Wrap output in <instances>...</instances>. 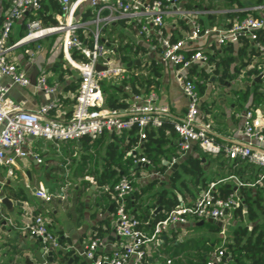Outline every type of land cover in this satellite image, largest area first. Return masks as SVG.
I'll list each match as a JSON object with an SVG mask.
<instances>
[{"label": "crops", "instance_id": "1", "mask_svg": "<svg viewBox=\"0 0 264 264\" xmlns=\"http://www.w3.org/2000/svg\"><path fill=\"white\" fill-rule=\"evenodd\" d=\"M243 1L246 3L245 9L258 5L252 0ZM223 4L224 0H221L218 9L212 12L225 14L228 11L241 9L238 5L224 8ZM196 12H200L198 15L201 17L207 14L202 10H196ZM257 13L260 14V12ZM89 14L92 15V18L94 17L89 1L79 2L75 9L76 19L89 21L92 19L88 17ZM103 15L108 16L109 12L104 11ZM113 15V20L104 21L102 24V38L109 47V59L113 65L126 68L131 67L134 63L145 66L147 61L157 60L159 73L155 74H157L156 78L159 84L153 89L158 94L156 101L158 106H166L169 109L165 123L173 124L181 121L189 106V98L181 87L179 76L188 72L195 80L203 82L202 78L206 73L208 79L205 81V90L201 96V118L211 123L218 139L222 142L244 139L243 116L245 111L254 104L255 86L258 85V91L264 94V53L255 47L251 39L245 55L238 53L239 49L244 46L240 40L220 45L217 42L216 34L200 39L195 43L200 45L203 51L210 50L211 46L215 44L218 50L217 61L232 58L229 66L225 67L224 64H221L215 71L214 64L199 61L189 69H181L178 65L160 60L158 50L152 48L140 36L138 25L133 18ZM171 17L165 18V26L169 32L172 31L176 35L179 32L185 33L181 32L182 28H176V20ZM224 23L227 24V21ZM93 28L94 25L90 24L85 35L90 34L89 30ZM25 30L22 21H18L14 26L11 38L19 40ZM62 41V35L56 33L18 46L9 53L10 58L17 62L31 80L35 81L38 76L45 74L49 83L56 84L58 87L56 96L37 90L32 85L27 87L15 85L8 91L7 98L20 104L23 108L31 110H37L55 97L74 98L75 94L67 90V87L80 79L79 72L68 62ZM232 44L234 50L231 51L228 48ZM127 45L133 47L130 52H127L130 56L138 48L141 51L139 56L130 61L133 63L131 66L128 65L130 62L124 65L120 60L119 48ZM138 60L140 63H137ZM253 70H258V73H251ZM136 71H141V68H136ZM260 75L262 78L256 80ZM113 80L118 82L117 77ZM9 82L8 77L3 79V83L6 85ZM247 90H250L249 100L241 102L237 92ZM254 109L264 117V98H259L255 102ZM72 110L73 104L61 101L60 106L52 111L51 116L64 120L71 116ZM111 134L105 133L94 141H69L60 144L28 137L24 147L35 152L42 161L39 162L34 156H27L17 158L16 164L11 167L0 165V194L4 192L13 202L12 206L8 207L3 204L0 196V264H41L37 254L41 249L42 242L39 238L31 236L26 230L28 224L37 214L46 218L50 230L58 236L61 244V248L57 250L46 248L43 254V258L46 260L45 264H81L83 261L88 264H96L94 260L87 258L84 252L89 241L100 231L103 233V237H101L103 247L97 255L108 256L120 246L123 239L117 234L114 198L101 188L97 179V175L105 169L108 163V145L113 142ZM166 135L167 142L162 147L165 154L161 156L160 162L155 165L138 164L140 169V175L136 179L138 187H134L132 192L133 194L136 189L140 190L142 187L152 184V188L137 202L143 208H150L152 218H154V210L162 205V196L159 195L162 190L168 189L175 192L182 203L191 204L202 188L201 182L196 183L193 177L183 175L181 180L185 181L187 187H181L180 180L176 182L178 190L173 189L174 182L171 176L175 170H180L182 160L190 154H197L194 150L197 144H193L189 150L182 152V160L179 158L177 161L173 158V154L175 147L177 149L180 143V136L179 134L173 136L169 131ZM115 142L120 146V149L127 144L119 139H116ZM135 152H143L142 144ZM170 158L172 161L175 159L178 164L175 169H173V165L170 166L172 162L169 160ZM202 161L206 168L205 176L210 184L216 183L218 186L223 182H232L235 185V190H239V192L238 182L233 176L241 180L242 178H254L259 173L257 168L255 170L243 169L241 174L232 172L230 159L226 165H221L219 161H216L215 156L210 154H207V157H202ZM163 166L167 168L162 172L159 168ZM10 169L13 170V175L9 174ZM229 171L231 174L228 176ZM225 175L227 176L223 178ZM86 176L94 177L98 183L94 184L88 181ZM41 186L53 195L52 200L46 201L37 196L36 191ZM257 190L250 188L253 196L256 195L255 191ZM132 194L130 196L133 200L134 195ZM158 201H160L159 204ZM132 210L140 212L137 207H132ZM228 213L221 220L222 226L212 222L222 227L221 233L212 231L207 226V223H211L208 220L201 224V221L191 219L188 224L173 225L164 233L159 245L148 244L146 246L149 258V261L146 260V264H168V259L173 260L172 264H196L202 258H207L217 240L222 238L223 243L231 239L233 231L237 227H233L234 221L239 220V225L241 224V217L235 214V209ZM243 218V220L249 221L246 208ZM263 218L264 215H260V219ZM247 225L252 227L249 223ZM51 251L53 252V262H50L49 252ZM58 251L61 252L56 254Z\"/></svg>", "mask_w": 264, "mask_h": 264}, {"label": "built area", "instance_id": "2", "mask_svg": "<svg viewBox=\"0 0 264 264\" xmlns=\"http://www.w3.org/2000/svg\"><path fill=\"white\" fill-rule=\"evenodd\" d=\"M62 6V13L56 16L58 24L45 26L39 19H31L26 22L25 34L15 42L10 38L15 24L23 21L30 12H35L42 6V0H12L10 7L3 12L0 0V124L4 127L0 133V165L13 166L17 158L34 156L42 161L31 149H26L24 144L28 137L43 139L45 141L60 144L69 141H81L89 138L94 141L105 133L123 134L134 128L137 129L140 141L133 147L129 154L136 155V149L140 148L147 138L150 130L162 126L166 121L169 109L166 106H158V94L156 90L149 93L133 94L129 104L124 109H111L106 106L105 95L100 80L118 78V81L127 77L128 69L125 66L113 65L109 59V47L102 38L103 22L113 20V14L122 18H133L138 25L139 34L144 41L158 50L154 44V38L160 39V60L171 62L189 69L195 62H208L209 56L201 49L191 55L187 54V45L200 39L208 38L216 34L220 45L227 42H236L242 36H247L253 41L255 47L264 53V40L259 38V30L264 29V5L258 4L247 8L260 12V17L248 16L242 22H237L233 27L220 26L207 27L205 29L196 21V10H187L182 5V0H87L92 7L94 17L91 20H77L75 9L83 0H58ZM109 12L108 16L103 15ZM204 13L212 12L202 10ZM187 18L192 30L184 38L172 41L170 35H164L165 18ZM90 34H86L89 25ZM60 33L62 44L68 62L78 70L80 86L75 96V103L71 116L59 120L51 116L52 111L61 104V98L55 97L37 110L26 109L7 98V93L12 86H34L37 90L56 96L58 87L51 84L45 74L37 77L35 81L19 67L17 62L10 58V51L14 48L29 44L48 35ZM77 52L82 58L73 57ZM105 66L98 71L97 66ZM8 77L9 84H4L3 79ZM195 79L188 72L179 76L181 87L189 98V106L184 118L174 122V128L180 136L179 146L182 151L189 150L193 144H197L203 152L210 155L224 153L232 160L240 159L256 165L260 172L252 182H244L233 176L239 186L264 187V117L256 109H247L244 113V139L233 142H222L218 139L213 126L204 118H201V96L199 95ZM176 163L174 159L170 166ZM136 164H152L146 156L136 159ZM9 174L13 175L12 169ZM138 172L132 169L131 175L137 176ZM86 179L94 184V177L86 176ZM237 187V188H238ZM109 192L115 202V214L117 218V234L123 239L120 246L112 254L104 257L97 255L103 247L101 237H93L87 244L84 252L87 258L94 260L96 264H146L148 257L146 246L148 244L159 245L164 233L177 224H188L191 219L195 221L222 220L227 213L244 204V198L238 190L224 199L215 195L216 183L202 189L191 204L181 203L170 211L167 216L154 224L150 232H144L139 228L140 220L128 208V197L134 191L132 180L129 176H122L113 185H101ZM38 197L50 201L53 195L45 187L36 191ZM27 232L37 237L45 244L46 248L57 250L61 248L58 236L49 228L46 218L37 214L26 227ZM224 250L215 252L206 264H220ZM168 259L167 263L172 264Z\"/></svg>", "mask_w": 264, "mask_h": 264}, {"label": "trees", "instance_id": "3", "mask_svg": "<svg viewBox=\"0 0 264 264\" xmlns=\"http://www.w3.org/2000/svg\"><path fill=\"white\" fill-rule=\"evenodd\" d=\"M221 0H182V5L187 10H209L213 11L218 9L220 6ZM256 4H262L264 0H252ZM12 0H2V11L5 12L11 5ZM238 5L241 9L237 11H228L225 14L217 13V12H208L205 16H196V21L202 26L203 29L207 27L213 26H221L224 28L233 27L237 22H242L245 18L250 15L255 17H260V15L248 9H245L246 3L243 0H224V4L222 7L229 8L231 6ZM62 13V6L58 0H42V6L40 9L35 12H30L25 16V19L22 21L23 26L26 29V22L31 19H39L45 26H52L58 24V20L56 18L57 14ZM89 18H92V15L89 14ZM3 18V17H2ZM2 18L0 19V26L2 24ZM176 20V28H182L179 34H174L172 31L169 32L167 27L163 28L164 35H170V39L172 41H176L178 39L184 38L192 30V25L187 18L184 17H171ZM166 21V20H165ZM227 21V24L224 23ZM25 34V33H24ZM22 33L21 37L24 36ZM260 40H264V29L259 30L258 32ZM11 42H15L16 40L10 38ZM240 41L244 43V46L239 49L238 53L240 55H245L247 53L248 46L250 45V38L247 36H242ZM154 44L158 45V51L161 50L159 47L160 39L155 36ZM233 44L229 46V50H234ZM132 46H124L119 48V52L121 54L120 60L125 65L128 62L133 61L134 57L140 55L141 51L139 48L132 52V56L128 55L127 52H130ZM187 54L191 55L199 50H201V46L197 43H189L187 45ZM146 51L145 49H143ZM218 50L215 44L211 46L210 50L204 51L209 56L208 64L215 65V71L218 70L219 65L224 64L225 67L229 66L232 58L226 60L216 59V54ZM75 58H82L77 52L72 53ZM157 60L147 61L145 66L133 64L131 67H128L127 77L119 80L118 82H114L113 79L104 78L100 80L102 90L105 95L106 106L111 109H124L128 106L129 101L133 94H143L149 93L154 90L153 87H156L159 83L156 78L155 73H159L158 68L159 65L156 64ZM144 67V69H142ZM136 68H141V71H136ZM226 73V71H225ZM251 73H258V70H253ZM208 79V75L205 73V76L202 78L203 82L199 80H194L197 86L199 95L202 96L205 90V81ZM80 86V79L72 82L67 90L73 92L76 96L78 89ZM259 90L258 85L255 86L254 89V104H252L249 109L255 107V102L259 100V98H264V94H262ZM239 95V100L241 102H247L250 96V90L247 91H239L237 92ZM75 96L73 99H64L62 98V102H69L71 104L75 103ZM170 132L171 135L176 136L178 133L176 132L174 125L170 123H164L162 126L152 129L148 133V138L142 143V153L129 154V152L135 147L139 141V134L137 129L134 128L129 132H124L121 135L116 133H112L111 138L112 141L108 145V163L106 164L105 169L97 175V179L100 185H113L119 181V179L126 175L129 176L132 180L133 186L138 187V182L136 181L137 177L140 175L138 164H136V159L141 156L148 157L152 164H157L161 160V156L164 153L162 147L167 142V132ZM116 139H119L121 142L125 141L127 144L120 149L119 145L115 142ZM85 142L90 141L89 138L83 139ZM178 145V148L175 147V152L173 158L182 160V150ZM194 150L197 152L196 155L190 154L188 155L182 162L180 163V170L177 169L174 171L171 176L174 185L173 189H177L176 182L180 181L183 175L193 177L196 183L201 182V189H207L210 183L206 178V168L205 164L202 161V157L206 156L207 153L203 152L202 149L195 145ZM177 151V152H176ZM209 155V154H208ZM224 153H220L215 156L216 161H219V164L226 165L230 158H225ZM169 160L172 161V158ZM180 160V161H181ZM231 169L232 172L241 174V170L250 169V170H259L260 169L247 161H243L240 159L232 160ZM159 168V167H158ZM167 167L163 166L159 168V170L164 171ZM135 169L138 174L137 176H132L131 171ZM229 171L228 176L231 174ZM227 175L223 176L225 178ZM258 177V173L254 178H242L241 180L244 182H252ZM181 187H187V184L184 180H181ZM152 188V184L142 187L140 190H135L132 194L134 195V199L132 200V196L128 197V208L132 213H134L138 219L140 220L139 228L144 232H150L159 220L165 218L167 214L175 209L182 202L178 199V196L175 192H171L168 189H164L159 192V195L162 196V205L164 206L163 211L158 213L154 218H152V213L150 208H143V206L138 205V199L142 197L145 193H147ZM250 188L247 186H239L240 194L244 198V204L241 207L235 209V214L241 217V220L244 221V210L247 209L248 219L251 222H255V224L250 227L249 225L240 224L238 225L232 234L231 239L222 243V238L215 242L213 249L210 252V255L207 258H202L200 262L196 264H206L215 252L220 249L224 250V255L222 262L220 264H264V218L260 221V215H264V187H256L258 189L256 195L253 196L250 192ZM200 189V191H201ZM199 191V193H200ZM235 185L232 182H223L220 183L215 188V195L221 198H228L231 194L235 193ZM239 191V190H238ZM132 207H137L140 212L132 210ZM258 210V211H257ZM152 221V223H150ZM207 226L214 232L221 233L222 227L217 224L207 223ZM94 237H103L102 231H100ZM58 251L56 254L60 253ZM57 256V255H56ZM148 258V257H147ZM146 260L149 261V258ZM81 264H88L86 261L81 262Z\"/></svg>", "mask_w": 264, "mask_h": 264}, {"label": "water", "instance_id": "4", "mask_svg": "<svg viewBox=\"0 0 264 264\" xmlns=\"http://www.w3.org/2000/svg\"><path fill=\"white\" fill-rule=\"evenodd\" d=\"M137 63H140V61L138 60ZM133 63L130 62L128 65L131 66ZM105 69V66H102V65H98L97 66V70L98 71H101V70H104ZM262 78V75H260L256 80H260ZM4 125L3 124H0V133L3 129ZM176 167H178V164L177 163H174L173 164V169H175ZM1 198H2V202L3 204H5L6 206L10 207L12 206V201L10 200L9 197L6 196V194L4 192H1L0 194ZM160 203V201H158V204ZM161 211H163V206L162 205H159L153 212V217H155L158 213H160ZM205 221H201L200 223H204ZM208 222H215L217 223L218 225L222 226L223 222L221 220L219 221H216L214 219H209ZM152 223V222H151ZM45 252V244H41V249L40 251L38 252L37 254V257L39 258L41 264H45L46 263V260L43 258V254ZM52 254L53 252H49V255H50V262H53V257H52Z\"/></svg>", "mask_w": 264, "mask_h": 264}, {"label": "rangeland", "instance_id": "5", "mask_svg": "<svg viewBox=\"0 0 264 264\" xmlns=\"http://www.w3.org/2000/svg\"><path fill=\"white\" fill-rule=\"evenodd\" d=\"M231 212H233V209L232 210H230V212L229 213H231ZM228 213V214H229ZM262 219H260V221H261ZM236 222V223H235ZM239 220H236V221H234V224H233V227L235 228L236 226H238L239 225ZM247 223H249L251 226H253L254 224H255V222H250V221H247V220H244V221H241V224H244V225H247ZM233 227H232V229H233ZM232 231V230H231Z\"/></svg>", "mask_w": 264, "mask_h": 264}]
</instances>
